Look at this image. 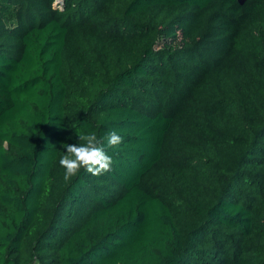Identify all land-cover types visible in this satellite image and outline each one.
Returning <instances> with one entry per match:
<instances>
[{
	"label": "trees",
	"instance_id": "1",
	"mask_svg": "<svg viewBox=\"0 0 264 264\" xmlns=\"http://www.w3.org/2000/svg\"><path fill=\"white\" fill-rule=\"evenodd\" d=\"M0 264H264V0H0Z\"/></svg>",
	"mask_w": 264,
	"mask_h": 264
},
{
	"label": "clouds",
	"instance_id": "2",
	"mask_svg": "<svg viewBox=\"0 0 264 264\" xmlns=\"http://www.w3.org/2000/svg\"><path fill=\"white\" fill-rule=\"evenodd\" d=\"M78 144H66L65 154L59 159L66 180L76 177L84 170L92 176H103L112 171L114 160L109 150H116L123 143V137L115 130L98 137L94 131L79 135Z\"/></svg>",
	"mask_w": 264,
	"mask_h": 264
}]
</instances>
